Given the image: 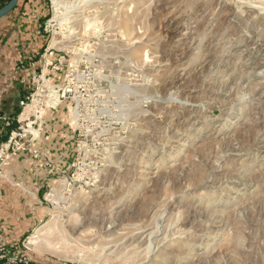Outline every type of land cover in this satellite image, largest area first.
<instances>
[{
    "label": "rangeland",
    "instance_id": "rangeland-1",
    "mask_svg": "<svg viewBox=\"0 0 264 264\" xmlns=\"http://www.w3.org/2000/svg\"><path fill=\"white\" fill-rule=\"evenodd\" d=\"M33 1L39 113L10 151L73 139L9 264H264V0Z\"/></svg>",
    "mask_w": 264,
    "mask_h": 264
},
{
    "label": "crops",
    "instance_id": "crops-1",
    "mask_svg": "<svg viewBox=\"0 0 264 264\" xmlns=\"http://www.w3.org/2000/svg\"><path fill=\"white\" fill-rule=\"evenodd\" d=\"M21 11L0 19V108L6 112L17 106L24 91L34 89L33 78L43 68L45 36L37 30L30 31L29 25L18 19V15L25 14ZM15 20L18 22L13 23ZM72 139L68 130L53 132L28 147L24 144L13 152L5 151L0 158V245L20 252L23 238L37 225L43 189L55 175L69 168Z\"/></svg>",
    "mask_w": 264,
    "mask_h": 264
},
{
    "label": "built area",
    "instance_id": "built-area-1",
    "mask_svg": "<svg viewBox=\"0 0 264 264\" xmlns=\"http://www.w3.org/2000/svg\"><path fill=\"white\" fill-rule=\"evenodd\" d=\"M39 76V75H38ZM37 76L33 78V80L36 79ZM34 83V82H33ZM90 79L88 76H80V77H67L66 80L64 81V84L59 87L58 90V99L59 100H66L70 99L72 103L76 104V107L79 108V105L81 103H84L85 101L90 100H95L96 97H93L91 95V87H90ZM37 93H30L25 99H23L20 102V107H21V114L19 115L17 122H18V129L17 131L13 132L9 141L3 145L2 153H0V158L5 156V151H10V144L12 143L13 139H15V136L18 135L17 132L23 130V127H20L22 123H25L27 121H30L31 115L27 117V119H22V116L26 112V110L29 108V106H33V109L31 110V113L36 110L35 112L38 114V104L35 97ZM41 96L42 95H38ZM56 96V97H57ZM79 103V105H78ZM36 104V105H35ZM7 124L9 122L4 118L3 119ZM25 147L24 144L19 143L18 146L15 148L16 150L19 148ZM22 261H27L26 257H24V254L21 252L14 251L4 245H0V264L1 263H12V262H17L21 263Z\"/></svg>",
    "mask_w": 264,
    "mask_h": 264
},
{
    "label": "trees",
    "instance_id": "trees-1",
    "mask_svg": "<svg viewBox=\"0 0 264 264\" xmlns=\"http://www.w3.org/2000/svg\"><path fill=\"white\" fill-rule=\"evenodd\" d=\"M9 2L6 3H2V1L0 2V9L2 7H4L5 5H7ZM18 9H21L22 13H25L23 16L22 15H18V19L19 17L21 19H23L24 24L29 25L30 31H34L37 30L39 32V34L42 35V29H43V24L41 23V18L45 12V17L44 19H46L48 17L47 14V9L44 8L43 5L41 4H36L33 2H31V0H20L18 5L16 6V8L10 13L11 16H15L16 11ZM36 17H39L38 21H36ZM17 19V18H16ZM20 21V20H19ZM18 22V20L13 21V23ZM21 23V22H20ZM36 24V26L34 25ZM14 24H12L13 26ZM14 27V26H13ZM46 41H47V36H45V40L42 43V49H45V45H46ZM34 89L32 90H26L21 94V97L19 98V101L17 103V106L14 107L12 109V111H5L4 108H0V119L2 120V123L0 125V145L1 144H5L9 141L11 135L13 132L17 131L18 129V122L17 119L19 117V115L21 114V107H20V102L25 99L30 92H32ZM1 96V93H0ZM1 101V99H0ZM6 119L9 124H7V122H5L3 119Z\"/></svg>",
    "mask_w": 264,
    "mask_h": 264
},
{
    "label": "water",
    "instance_id": "water-1",
    "mask_svg": "<svg viewBox=\"0 0 264 264\" xmlns=\"http://www.w3.org/2000/svg\"><path fill=\"white\" fill-rule=\"evenodd\" d=\"M20 0H11V2L0 10V19L9 15L18 5Z\"/></svg>",
    "mask_w": 264,
    "mask_h": 264
},
{
    "label": "bare ground",
    "instance_id": "bare-ground-1",
    "mask_svg": "<svg viewBox=\"0 0 264 264\" xmlns=\"http://www.w3.org/2000/svg\"><path fill=\"white\" fill-rule=\"evenodd\" d=\"M114 16V15H113ZM175 22V21H174ZM178 22V21H177ZM128 26V25H127ZM172 26V25H171ZM182 26V25H181ZM166 27V26H165ZM173 27V26H172ZM177 31H178V29H177ZM185 31V30H184ZM175 33V32H174ZM169 37V36H168ZM176 39V38H175ZM249 46V45H248ZM65 47V46H64ZM248 52V51H247ZM244 54V53H243ZM179 61V60H178ZM219 66V65H218ZM259 66V65H258ZM220 69H221V67H220ZM259 69V68H258ZM261 70V69H260ZM210 72V71H209ZM231 76V75H230ZM233 77V76H232ZM199 78V77H198ZM221 78V77H220ZM219 79V78H218ZM228 79H229V77H228ZM231 80V79H230ZM184 81V80H183ZM234 81V80H233ZM231 85V84H230ZM126 89V88H125ZM247 91V90H246ZM243 98V97H242ZM246 99V98H245ZM240 103V102H239ZM30 109H31V107H29L28 108V110H27V114H29L30 113ZM76 121H78V118H77V116H75V125H77V122ZM170 214V213H169ZM31 243H35L34 241H31ZM150 243V242H149ZM152 243V242H151ZM50 245V244H49ZM158 249V248H157ZM149 258V257H148Z\"/></svg>",
    "mask_w": 264,
    "mask_h": 264
}]
</instances>
